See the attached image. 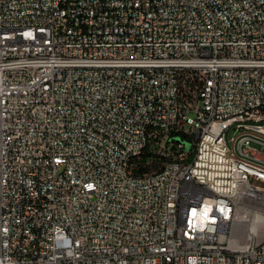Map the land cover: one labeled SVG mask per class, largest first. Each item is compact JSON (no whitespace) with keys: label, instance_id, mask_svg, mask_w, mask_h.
Returning a JSON list of instances; mask_svg holds the SVG:
<instances>
[{"label":"built area","instance_id":"built-area-1","mask_svg":"<svg viewBox=\"0 0 264 264\" xmlns=\"http://www.w3.org/2000/svg\"><path fill=\"white\" fill-rule=\"evenodd\" d=\"M262 226L264 0H0V264H264Z\"/></svg>","mask_w":264,"mask_h":264},{"label":"bare ground","instance_id":"bare-ground-1","mask_svg":"<svg viewBox=\"0 0 264 264\" xmlns=\"http://www.w3.org/2000/svg\"><path fill=\"white\" fill-rule=\"evenodd\" d=\"M146 160H162V153L157 151H148V153H146ZM248 209L258 210V203L256 201H248ZM209 217H217V205L209 206ZM230 224L234 227H241L240 213L230 214ZM262 233H264V226H262ZM235 243L241 251L256 250V243H252V237L250 236L235 234Z\"/></svg>","mask_w":264,"mask_h":264},{"label":"rangeland","instance_id":"rangeland-1","mask_svg":"<svg viewBox=\"0 0 264 264\" xmlns=\"http://www.w3.org/2000/svg\"><path fill=\"white\" fill-rule=\"evenodd\" d=\"M233 135H235L234 130L230 129L227 131V138H231ZM229 144H231V142L229 141Z\"/></svg>","mask_w":264,"mask_h":264}]
</instances>
